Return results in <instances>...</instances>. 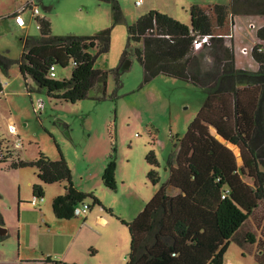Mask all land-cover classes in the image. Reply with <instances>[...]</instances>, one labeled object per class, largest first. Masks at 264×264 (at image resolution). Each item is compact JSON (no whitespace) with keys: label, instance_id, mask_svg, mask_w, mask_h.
<instances>
[{"label":"trees","instance_id":"trees-1","mask_svg":"<svg viewBox=\"0 0 264 264\" xmlns=\"http://www.w3.org/2000/svg\"><path fill=\"white\" fill-rule=\"evenodd\" d=\"M104 1L113 3V27L124 22L118 1ZM190 14V25L159 11L139 18L128 27V45L120 65L112 70L96 68L95 63L100 55L110 51L113 27L88 37H56L50 20L37 18L40 36L27 37L19 60L0 52V72L8 77L18 64L29 94L37 91L27 82L31 79L37 88L46 89L50 97L72 103L86 99L97 84L106 95L111 75L120 88L125 72L121 67L133 53L143 68L144 84L165 75L205 91L206 100L187 133L183 138H175L169 180L132 221L105 209L128 228L130 252L126 264H223L231 240L249 219L254 220L256 231L264 238V226L255 217V211L264 203V52H259L264 26L257 30L259 42L252 49V57L259 66L257 71L238 68L234 46L225 44V39L233 37L236 18H264V0L195 4ZM205 36L210 39L195 44L198 37ZM206 46L214 50L213 65H203L201 55L204 56ZM52 66L57 72L72 66L71 77H52ZM3 91L0 82V96ZM111 137L103 182L115 191L118 149L112 133ZM227 143L240 149L241 165ZM57 147L59 160L40 154L34 161L19 160L11 166L38 170L34 198L44 196L45 185L66 183L68 193L54 198L52 207L58 219L71 220L76 218L75 208L89 198L90 209L102 203L94 194L74 186L72 169ZM2 148L0 137V152ZM7 161L8 157L0 159L1 164ZM147 161L151 166L148 178L153 185H159L154 152L147 156ZM170 188L177 190L176 194H171ZM0 224H4L1 213ZM7 238L0 236V241ZM245 238L257 242L250 232Z\"/></svg>","mask_w":264,"mask_h":264},{"label":"rangeland","instance_id":"rangeland-1","mask_svg":"<svg viewBox=\"0 0 264 264\" xmlns=\"http://www.w3.org/2000/svg\"><path fill=\"white\" fill-rule=\"evenodd\" d=\"M117 1L125 21L114 27L112 2L36 0L40 13L34 16L31 9H26L22 16L27 26L22 29L16 25L11 13L26 0H0V52L19 60L23 54L24 38L40 36L37 18L50 20L52 34L56 37L69 34L88 37L113 27L110 51L100 55L95 63L96 68L112 70L120 65L128 45V27L142 16L159 11L182 23L191 24L190 7L194 0H144L141 5H137L138 0ZM215 2L212 3L228 4L230 0ZM251 21L253 23V19ZM263 21L264 18L257 20V26L263 25ZM234 31L235 27L233 34ZM238 38L242 39L240 36ZM225 40L226 46H234L236 54L235 40ZM249 41L252 42L249 39L242 43L251 45ZM203 50V65H213L214 50L209 46ZM92 53L95 55L97 50H92ZM130 60L131 68L122 74L120 88L111 75L106 95L102 86L97 84L86 99L76 103L52 98L46 89L37 88L34 82L32 85L37 91L29 94L18 64L12 67L8 77L1 73L4 82L9 83L0 96L3 149L9 151L15 160L31 162L44 154L56 161L60 159L58 145L72 169L74 186L81 192L94 194L102 203V206H93L74 220L57 219L53 214L52 203L54 198L67 193V185H45L44 201L36 202L33 187L39 183L38 170L33 167L3 170L0 165V213L8 212L19 200L27 204L26 207L48 213L49 232L33 222L25 224L21 232L14 236L18 245L24 244L26 237L30 238L29 245L24 246V252H28L27 256L31 260L42 258L47 261L49 257L59 259L58 252L65 254L74 249L72 253L76 255L78 264H125L130 252L128 228L104 208L112 210L121 219L124 213L128 216L139 213L160 186L169 180L175 138L185 136L206 100V93L191 83L165 75H159L144 84V71L134 53ZM57 74L60 80L70 78L72 66L58 69ZM11 124L18 135L10 132ZM111 133L115 136L118 149L115 191L107 188L103 182L111 151ZM17 143L20 145L16 146ZM227 145L239 157L238 148L229 143ZM151 152L157 159L159 185H153L148 178L151 166L147 156ZM175 192L170 190V193ZM85 203L91 205L92 199L89 198ZM261 206L263 220L264 203ZM17 213H20V209ZM86 216L90 221L83 226ZM3 219L5 221L4 216ZM19 219V216L10 218L12 232L17 231ZM253 221L249 219L235 234L224 255L223 264H263L264 238L259 230L256 231ZM248 232L255 236L256 243L247 241L245 237Z\"/></svg>","mask_w":264,"mask_h":264},{"label":"crops","instance_id":"crops-1","mask_svg":"<svg viewBox=\"0 0 264 264\" xmlns=\"http://www.w3.org/2000/svg\"><path fill=\"white\" fill-rule=\"evenodd\" d=\"M27 1L28 0H26V2ZM35 2H36V0H35ZM212 2L216 3L215 0H194L192 5H195V4H198V3L199 4H202V3L205 4V3H212ZM25 3H23L16 11L11 13V17L12 18L14 17L13 16L14 14H21V16H22V13L24 11L21 12V9H22V7L24 6ZM251 19H253V23H255V24L251 23L252 22ZM260 19L263 20V18H260V17H238L235 20V31H234V34H233L232 38L235 40V44L237 46V48H236V51H237L236 52V62H237V67L238 68L245 69V70H250V71H257L258 68H259L258 64L255 62V60L252 57V49H253L254 45L259 42L258 38H257V30L260 27L264 26V23L261 26H257V24H256L257 20H260ZM25 22H26V20H25ZM16 25L19 28L23 29V28H25L27 26V22H26L25 26H23V27H20L17 23H16ZM188 25H190V24H188ZM238 36L242 37V39L241 38H240L241 40L239 38L237 39ZM27 37H29V36H26L24 38L23 45H24ZM249 39L252 40V42L249 41V43L251 45H246V44L242 43V42H245V41H247ZM238 43H241V44L238 45ZM1 76H2V74L0 72V78L3 81V82L2 81L1 82L3 83L4 88H5V86L9 85V83L7 81L4 82V80L2 79ZM27 82L29 84H32V80L31 79H28ZM5 83H7V84L5 85ZM4 91H5V89H4ZM4 91H3V93H4ZM7 157H8V161L6 163H2V164L0 163L2 169L3 170H10V169L11 170H15V169H18V168H13L11 166V164L13 162H17L19 160H15L11 153H9V155ZM238 163L240 165L242 164V159L240 158V156L238 157ZM55 184H63V183H55ZM64 184L67 185L66 183H64ZM50 185H52V184H50ZM170 190L174 191L175 189L174 188H170ZM170 190H169V192H170ZM175 191L177 192V190H175ZM176 192L175 193H171V194H176ZM26 206H27V204H24V202L19 200L18 202H16L14 204L13 207H10L8 212H6V213L4 211L1 212V215L5 217V221H4V224H0V226H3L5 228H7L8 233L5 236H8L7 239L11 240V241L5 242L7 239L4 240V241H0V246H1L0 247V264H51V263H48L47 261H43L42 258L36 259L34 261V260H31V258H29L27 256L28 252H24V246H28L29 245L30 238L27 239V237H26V242L24 244L20 243V245H18V243L14 239V236L17 235V232L20 233L22 228H23V226L25 224H28V223L31 224V223L34 222V223H36L39 226L40 229H45V231H48V232L51 230L49 228L50 227V223H49V220H48L49 219L48 218V213H44V211L41 210V209H39V211H36V210L32 209L31 207H26ZM261 208H262V206L260 205L259 208L255 211V217L257 218V220L259 222H262V225L264 226V219L263 220L261 219L262 218L261 217L262 210H260ZM19 209H20V213H17V210L19 211ZM52 209H53V207H52ZM105 209L106 208H104V210ZM142 210H143V208H141L140 212ZM139 213H131L129 216L124 213V214H122L123 215L122 217H123V219H125L127 221H132ZM16 216H19L20 219H19V222L17 223V226H16L17 231L12 232V222H10V218H16ZM54 216H55V214H54ZM110 216H112V215H110ZM74 219H71V220H74ZM89 221H90L89 217L86 216L84 218V220H83L82 225L83 226L88 225ZM30 232L31 231H29V233ZM21 242H22V238H21ZM17 247H18V253H17ZM73 250L74 249H70L69 253L67 251L65 254L58 252V255H59L58 257H60L59 259H52L51 257H49L48 260L58 261V262H61V264H78V262L76 260V255H74V253H72Z\"/></svg>","mask_w":264,"mask_h":264},{"label":"built area","instance_id":"built-area-1","mask_svg":"<svg viewBox=\"0 0 264 264\" xmlns=\"http://www.w3.org/2000/svg\"><path fill=\"white\" fill-rule=\"evenodd\" d=\"M143 1L144 0H138L137 1V5H141L143 3ZM37 7L38 6L36 5L35 0H28L24 4V6L22 7L21 12L25 11L26 9H31L32 10V14L34 16H36V15H38L40 13V11H39V9ZM13 16H14V18L16 20V23L20 27L25 26L26 22H25V19L21 16V14H14ZM209 39H210V36H205L203 38L198 37L195 40V44H202L203 42H206ZM259 52H264V42L261 43V47L259 48ZM50 74H51L52 77H57V68L55 66L51 67ZM1 81L2 80L0 78V82ZM6 84L7 83H5V85ZM40 105L43 106V103L41 102ZM10 132L12 134H14V135H18L17 130H16V128H15V126L13 124L10 125ZM19 145H20V143L16 144V146H19ZM9 153H10L9 151H6L5 149L2 148V151L0 152V159L4 160L5 158H7ZM34 199H35L36 202H43L44 201V197L43 196L35 197ZM89 210H90L89 205L87 203H83V204L78 205L75 208V213L74 214H75V216H81V215L86 214Z\"/></svg>","mask_w":264,"mask_h":264},{"label":"water","instance_id":"water-1","mask_svg":"<svg viewBox=\"0 0 264 264\" xmlns=\"http://www.w3.org/2000/svg\"><path fill=\"white\" fill-rule=\"evenodd\" d=\"M131 65H132V61L129 59V60H127V61H125L124 63H123V65H122V70H124V71H126V70H129L130 68H131ZM216 132V131H215ZM220 139L223 141V142H226V140L224 139V138H221L220 137ZM238 148V147H237ZM238 150H239V156H240V158H241V155H240V149L238 148ZM242 159V158H241ZM67 193H68V191H67ZM7 233H8V230H7V228H5V227H3V226H0V236H5V235H7Z\"/></svg>","mask_w":264,"mask_h":264}]
</instances>
